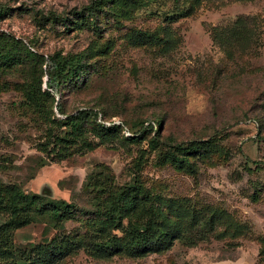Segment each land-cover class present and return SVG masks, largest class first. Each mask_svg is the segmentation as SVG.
<instances>
[{
	"label": "rangeland",
	"instance_id": "rangeland-1",
	"mask_svg": "<svg viewBox=\"0 0 264 264\" xmlns=\"http://www.w3.org/2000/svg\"><path fill=\"white\" fill-rule=\"evenodd\" d=\"M0 11L4 41L39 61H84L55 97L64 114L28 99L39 66L0 68L5 205L14 187L40 197L33 223L8 231L15 245L57 239L56 264H264V0H0ZM136 31L157 39L136 43ZM90 111L123 125L103 135L87 121L55 147L59 121ZM134 195L139 207L119 220ZM10 218L0 208V225ZM135 221L180 234L158 253L100 252L128 242L116 225Z\"/></svg>",
	"mask_w": 264,
	"mask_h": 264
},
{
	"label": "trees",
	"instance_id": "trees-1",
	"mask_svg": "<svg viewBox=\"0 0 264 264\" xmlns=\"http://www.w3.org/2000/svg\"><path fill=\"white\" fill-rule=\"evenodd\" d=\"M4 14V11H0V16ZM6 35L0 33V68L9 66H21L31 64L33 66V72L41 71V75L38 80H32L30 83V89L28 91V99L31 101L40 100L42 97L51 98L53 103L56 104V109L63 113L62 105L60 101H56L55 97L62 94L63 87L68 82L79 80L81 78V64L83 60L79 61H67L59 59L57 57H49L48 60L41 59L37 54L26 48L20 42H10L4 38ZM132 38L136 43L144 44L147 42H155L157 37L153 33L136 31L132 33ZM42 58V57H41ZM46 66V70H44ZM48 77L46 82L47 90L42 91L43 77ZM89 121L93 126V129L97 132H101L103 135L112 134L121 129L123 123L115 124L110 127L105 126L103 123H99L98 114L92 111L80 112L73 116H67L65 121H59L62 127L66 129L65 134L61 136H55L57 140L55 147L68 148L73 145L74 140L77 139L83 131L84 124ZM153 127L149 128L152 131ZM135 141L136 139H131ZM183 152L188 155H192L198 151L195 146L182 149ZM131 193V192H130ZM138 195H134L132 199L125 197L123 205V215L128 216L139 207ZM40 200L39 196H30L25 194L19 188L11 189V197L9 202L5 205V199L3 196V189L0 186V208L7 210L10 213V219L0 225V264H56L62 258L61 255L64 252V248L58 242L57 239H53L50 243L31 245L30 247H20L13 243L10 239L8 231L18 230L24 228L33 223V219L29 216V212ZM61 202L54 206H51L49 212L54 218H60L61 214ZM110 220L115 221L118 217H115L113 213L109 215ZM116 228H122L124 233L128 237V242L125 244L119 243L114 237L107 243H101L99 248L100 252L112 253L114 251L125 250L129 255L138 257L149 253H158L168 250L173 243V238L179 236V226L177 224H170L166 222H154L148 221L147 223L135 221L130 223L128 227H124L122 223L116 225Z\"/></svg>",
	"mask_w": 264,
	"mask_h": 264
},
{
	"label": "built area",
	"instance_id": "built-area-1",
	"mask_svg": "<svg viewBox=\"0 0 264 264\" xmlns=\"http://www.w3.org/2000/svg\"><path fill=\"white\" fill-rule=\"evenodd\" d=\"M115 124H120V123H115Z\"/></svg>",
	"mask_w": 264,
	"mask_h": 264
}]
</instances>
